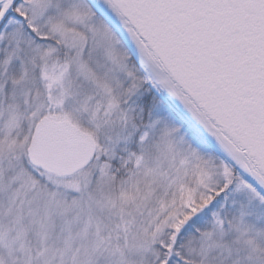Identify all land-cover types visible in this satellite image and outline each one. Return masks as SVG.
I'll return each mask as SVG.
<instances>
[{"label": "snow or ice", "instance_id": "1", "mask_svg": "<svg viewBox=\"0 0 264 264\" xmlns=\"http://www.w3.org/2000/svg\"><path fill=\"white\" fill-rule=\"evenodd\" d=\"M0 264H264V0H0Z\"/></svg>", "mask_w": 264, "mask_h": 264}]
</instances>
